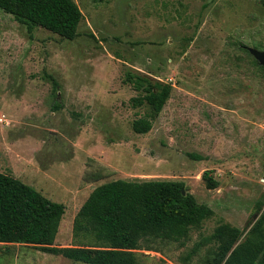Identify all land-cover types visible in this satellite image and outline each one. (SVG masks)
<instances>
[{"label":"rangeland","instance_id":"rangeland-1","mask_svg":"<svg viewBox=\"0 0 264 264\" xmlns=\"http://www.w3.org/2000/svg\"><path fill=\"white\" fill-rule=\"evenodd\" d=\"M75 1L73 40L0 8V172L64 204L55 245L78 243L77 213L117 179L182 181L214 211L186 245L136 250L139 264H204L221 224L239 242L264 232V67L249 50H264V1ZM129 72L172 87L146 134L132 128L147 107L133 105ZM0 264L89 263L0 243Z\"/></svg>","mask_w":264,"mask_h":264},{"label":"trees","instance_id":"trees-1","mask_svg":"<svg viewBox=\"0 0 264 264\" xmlns=\"http://www.w3.org/2000/svg\"><path fill=\"white\" fill-rule=\"evenodd\" d=\"M264 1V0H263ZM0 8L27 25L43 27L73 40L83 19L75 0H0ZM127 81L139 92L135 106L147 107L133 130L146 134L170 98L168 83L129 72ZM195 159L201 158L190 154ZM208 188L217 180L206 170ZM183 189L186 193H183ZM213 209L198 203L182 181L117 179L97 186L77 213L73 224L76 245H55L65 214L54 201L21 179L0 172V243H20L89 264H139L138 249L157 250L161 243L186 245L193 228L202 227ZM242 233L226 224L213 234L214 258L204 264H264V232L257 225L239 242ZM188 254L183 258L190 260Z\"/></svg>","mask_w":264,"mask_h":264},{"label":"water","instance_id":"water-1","mask_svg":"<svg viewBox=\"0 0 264 264\" xmlns=\"http://www.w3.org/2000/svg\"><path fill=\"white\" fill-rule=\"evenodd\" d=\"M253 56L259 61V63L264 67V50H259L257 48H249ZM183 193H186V190L183 189Z\"/></svg>","mask_w":264,"mask_h":264},{"label":"built area","instance_id":"built-area-1","mask_svg":"<svg viewBox=\"0 0 264 264\" xmlns=\"http://www.w3.org/2000/svg\"><path fill=\"white\" fill-rule=\"evenodd\" d=\"M263 180H264V176H263Z\"/></svg>","mask_w":264,"mask_h":264}]
</instances>
